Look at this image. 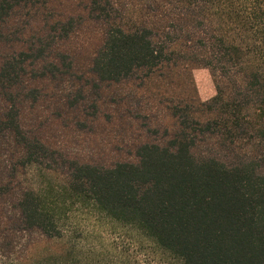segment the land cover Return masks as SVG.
<instances>
[{"label":"trees","instance_id":"16d2710c","mask_svg":"<svg viewBox=\"0 0 264 264\" xmlns=\"http://www.w3.org/2000/svg\"><path fill=\"white\" fill-rule=\"evenodd\" d=\"M61 1L0 0V264H109L76 236L83 207L163 264H264V0H70L57 18ZM77 32L94 44L83 60L64 43ZM198 66L215 87L206 100ZM133 80L163 135L122 138L128 157H82L41 121L54 110L70 127L92 100L99 122L106 88Z\"/></svg>","mask_w":264,"mask_h":264},{"label":"rangeland","instance_id":"374dc122","mask_svg":"<svg viewBox=\"0 0 264 264\" xmlns=\"http://www.w3.org/2000/svg\"><path fill=\"white\" fill-rule=\"evenodd\" d=\"M68 1L53 3L52 14L54 17H68L71 11L68 9ZM78 4V2H75ZM78 5L82 6V3ZM44 23L32 25L27 36H32L39 32L41 28H46ZM85 36L81 32L73 34L64 41L66 49L72 52L75 59L83 60L86 53L94 44H85ZM192 77L201 100H206L215 94V87L209 70L205 67H195L192 69ZM138 80L129 81L127 84H114L106 88L110 96L102 93L99 100V122H91L90 115L93 113L92 100L86 101L78 112L70 113V127H60L55 121L57 111L46 112L42 117V122L52 121V128L49 129L53 140L61 143L69 151H76L82 157L90 158L93 161L109 163L114 159L128 157L130 151L122 143V138L130 141V137L136 139H158L162 137V130H158L153 125L158 124L161 111L153 104L151 96L138 91L132 94V90L137 89ZM114 93V94H113ZM99 97V93L94 94V99ZM107 102V104H104ZM46 106V104H44ZM151 106V107H150ZM150 107V108H148ZM112 114V115H111ZM106 115L112 116V121L106 122ZM83 118H89L83 122ZM81 121L80 130L75 121ZM64 129V130H62ZM62 141V142H61ZM74 222L81 231L76 234L85 250L93 248L99 259H104L109 264H119L120 259L131 260L135 258V264H163V260L153 253L152 248L144 237L135 231L122 227L107 217L95 212L88 207H83L74 214ZM102 253V256L100 255ZM105 253V255H103Z\"/></svg>","mask_w":264,"mask_h":264}]
</instances>
